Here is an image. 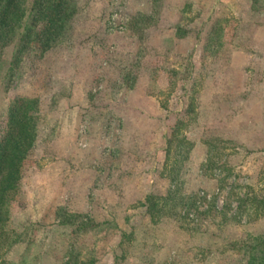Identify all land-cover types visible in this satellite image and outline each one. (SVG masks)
<instances>
[{
    "label": "rangeland",
    "instance_id": "1",
    "mask_svg": "<svg viewBox=\"0 0 264 264\" xmlns=\"http://www.w3.org/2000/svg\"><path fill=\"white\" fill-rule=\"evenodd\" d=\"M75 1L70 51L22 66L9 91L0 78V113L16 93L47 115L10 204L6 264H256L264 0ZM126 69L139 71L132 90L117 84ZM178 119L194 146L178 154L176 136L166 153ZM171 175L179 192L165 200Z\"/></svg>",
    "mask_w": 264,
    "mask_h": 264
},
{
    "label": "trees",
    "instance_id": "2",
    "mask_svg": "<svg viewBox=\"0 0 264 264\" xmlns=\"http://www.w3.org/2000/svg\"><path fill=\"white\" fill-rule=\"evenodd\" d=\"M77 10L75 0H0V78H3L2 82L5 83L7 91L12 87V81L22 66L33 64L52 48L59 49L63 46V51H70L73 18ZM226 25H215L216 36L223 34ZM175 33L180 38L189 35L190 31H184L177 24ZM220 38L216 37L219 45L222 41ZM205 46L209 47L206 41ZM134 66L137 67L136 63ZM138 73L139 71L135 70H122L118 86L126 84L124 87L132 90L137 84ZM5 101L0 113V264H6L5 254L16 242L6 225L10 204L18 200L22 194V178L30 166L37 136L47 129L46 111L37 95L14 93L8 95ZM110 115L117 118L118 127L121 128L122 116L116 117L111 112ZM104 119L109 120L110 117ZM179 121L176 120L164 134L166 153L168 152L166 149L174 148L173 141L176 136L180 137L176 144L179 149H175L178 154H182L181 148L186 146L191 149L194 146L185 135L177 132ZM164 166L163 162L159 170L161 177L164 176ZM172 170L175 171V168ZM166 177L170 178L171 188L168 189L165 200L169 195H174L172 198L175 199L179 192L178 177L175 175ZM150 198L146 199L147 203L150 202ZM157 203L159 200L153 204L151 199V204L145 205L154 209ZM262 244L264 242L260 240L254 245L247 244L251 245L246 248L250 254L248 252L245 254L250 263L255 261L256 264H264V251L258 248Z\"/></svg>",
    "mask_w": 264,
    "mask_h": 264
}]
</instances>
